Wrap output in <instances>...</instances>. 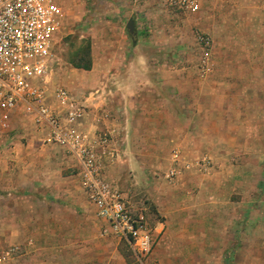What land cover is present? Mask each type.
I'll list each match as a JSON object with an SVG mask.
<instances>
[{
  "label": "rangeland",
  "instance_id": "374dc122",
  "mask_svg": "<svg viewBox=\"0 0 264 264\" xmlns=\"http://www.w3.org/2000/svg\"><path fill=\"white\" fill-rule=\"evenodd\" d=\"M199 3L193 14L166 11L155 0H64L61 61L51 84L81 100L98 98L112 83L106 74L124 70L140 42L138 50L151 56V71L161 69L166 78L158 75L156 88L155 72L136 77L137 90L145 86L146 100H167L179 114L189 110L187 131H199L202 149L181 145L180 122L173 121L176 138H170L172 119L157 114L141 119L146 126L134 145L142 151L153 146L142 157L151 169L138 176L124 166L110 169L108 179L154 231V263L264 264V0ZM130 19L139 27L134 36ZM202 35L213 43L207 72L201 68ZM87 42L90 72L73 65ZM66 159L22 116L0 139V264L133 261L118 241L101 237L105 224L66 172ZM76 212L98 226L89 222L84 230Z\"/></svg>",
  "mask_w": 264,
  "mask_h": 264
},
{
  "label": "built area",
  "instance_id": "2783aa9c",
  "mask_svg": "<svg viewBox=\"0 0 264 264\" xmlns=\"http://www.w3.org/2000/svg\"><path fill=\"white\" fill-rule=\"evenodd\" d=\"M64 0H0V139L22 116L59 148L74 165L75 177L97 217L103 237L131 253L126 264H156L155 235L144 214L136 211L119 185L108 179L109 166L121 158L107 131L85 126L88 111L66 87L51 84L61 61ZM166 11H200L199 0H155ZM201 68L209 71L212 40L198 37Z\"/></svg>",
  "mask_w": 264,
  "mask_h": 264
},
{
  "label": "crops",
  "instance_id": "0c3cea01",
  "mask_svg": "<svg viewBox=\"0 0 264 264\" xmlns=\"http://www.w3.org/2000/svg\"><path fill=\"white\" fill-rule=\"evenodd\" d=\"M134 25H135V30L139 32L138 30L139 27L137 26L138 24H136L135 21H134ZM139 43L140 42H136V49L134 51V54L132 55V58L127 62L125 66L126 68L124 70L119 72L116 69L114 73L106 74L107 76L110 75L111 77L110 80L112 81V83L110 86H108L106 89L102 91L103 94H101V96L98 98H93V95L88 97H83L85 99L82 100L84 106L88 111L85 126L87 127L89 126L90 127L89 129L93 131L99 129V130H105L108 133H110L114 141V145L117 147L121 155V158L118 161H115L109 166V169L107 170V176H109L110 169H113V167L123 168L124 166L127 169L129 168L132 174H134L135 176H138V174L141 175V173H144L145 171L151 169L150 165H146L142 161V157L146 154H151L153 152V146L142 151L141 149H137V147L134 148V145L136 139H138V135L141 132L140 131L141 128L146 126V125L143 126L141 124V119L143 118H147V120L152 119L157 114L168 115V117L172 119L171 121V119L168 118L171 121V125L170 128H168L169 131H166L168 133L167 135H169L170 138L175 137L174 134H176L174 133V129H173V121H175V124L180 122L181 123L180 127L182 132L181 134L178 135V137L179 139L182 138L181 140H183L181 145L187 149H192V151H196L199 153L202 152V149L200 148L201 141L199 139L201 135L198 133L199 131H196L195 133L191 131H187V128L189 127L188 124L191 123L190 118L188 116L189 110L186 111V114L184 113L185 115L181 113L179 114L178 112H174L175 110L173 103L167 100H160V99L146 100L144 97V92L146 88L145 86L141 90L139 91L137 90L139 87L137 86V83L134 82L136 77L147 78L148 74L149 77H151L152 73L150 72H155L154 73L155 75L154 74L153 75L155 76V78H157V81L159 83L152 82L151 85L155 86L156 88L162 82L161 79L159 80L157 76L160 75V78L162 77L166 78V76H162L163 73H161L162 72L161 69H155L154 71H151L152 70L151 56L149 53L138 50L137 45H139ZM86 72H90V71H86ZM74 95L78 97L76 94ZM115 96H117L118 98L115 99ZM180 103L182 105H188L187 101H180ZM195 114L196 113H194V115ZM198 117L200 119L202 118V116L199 115ZM200 119H197V123H199ZM66 161H67L66 162L67 165L65 166V170L71 175V177L74 178L75 177L74 165L71 164L67 159ZM64 192L62 193V195L64 196V198L68 199L69 196L71 195ZM159 203H161V201H159ZM73 218L76 219L77 221L79 220L78 223H80V225H83L84 230H87V224L89 222L91 223L92 226L93 225L98 226L99 224V222L96 221L93 217L91 219V217L85 215V213L79 214L76 212V216ZM70 223L72 226V222ZM78 223H75L74 225H78ZM72 229L74 228L72 227ZM233 235L235 237L236 234L233 233ZM101 237H103L102 234ZM97 241L99 240L97 239ZM98 244L97 246L100 248L105 247L104 244H102V241H99ZM88 246L91 245L83 246L87 252L88 251L94 252V250L96 251V249H94L93 246L91 247ZM91 264H93V262H91ZM100 264H109V262L106 261V259H104L103 261L100 262Z\"/></svg>",
  "mask_w": 264,
  "mask_h": 264
},
{
  "label": "trees",
  "instance_id": "16d2710c",
  "mask_svg": "<svg viewBox=\"0 0 264 264\" xmlns=\"http://www.w3.org/2000/svg\"><path fill=\"white\" fill-rule=\"evenodd\" d=\"M87 47H86V53H81V57L77 56V58L75 60L78 59V62L75 63V61L73 62L74 67L79 69V70H84V71H91L92 70V66H93V62H92V55H91V43L87 42ZM84 50V51H85Z\"/></svg>",
  "mask_w": 264,
  "mask_h": 264
},
{
  "label": "water",
  "instance_id": "95a60500",
  "mask_svg": "<svg viewBox=\"0 0 264 264\" xmlns=\"http://www.w3.org/2000/svg\"><path fill=\"white\" fill-rule=\"evenodd\" d=\"M127 29L131 35H135L136 30H135V25H134L133 19L129 20V22L127 24Z\"/></svg>",
  "mask_w": 264,
  "mask_h": 264
}]
</instances>
